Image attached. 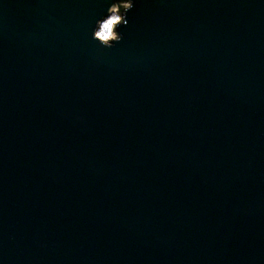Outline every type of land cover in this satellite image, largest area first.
I'll return each instance as SVG.
<instances>
[{"label":"water","instance_id":"1","mask_svg":"<svg viewBox=\"0 0 264 264\" xmlns=\"http://www.w3.org/2000/svg\"><path fill=\"white\" fill-rule=\"evenodd\" d=\"M0 0V264H264V0Z\"/></svg>","mask_w":264,"mask_h":264},{"label":"clouds","instance_id":"2","mask_svg":"<svg viewBox=\"0 0 264 264\" xmlns=\"http://www.w3.org/2000/svg\"><path fill=\"white\" fill-rule=\"evenodd\" d=\"M134 7V0H114L106 14L98 19L92 32V39L104 48H112L123 36L118 30L128 25L127 12Z\"/></svg>","mask_w":264,"mask_h":264}]
</instances>
